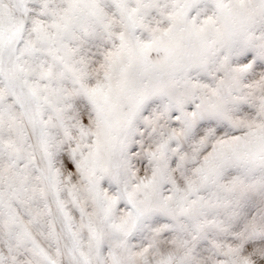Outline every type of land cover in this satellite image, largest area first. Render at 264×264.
I'll return each instance as SVG.
<instances>
[{
  "label": "snow or ice",
  "instance_id": "6c2138e0",
  "mask_svg": "<svg viewBox=\"0 0 264 264\" xmlns=\"http://www.w3.org/2000/svg\"><path fill=\"white\" fill-rule=\"evenodd\" d=\"M0 264H264V0H0Z\"/></svg>",
  "mask_w": 264,
  "mask_h": 264
}]
</instances>
